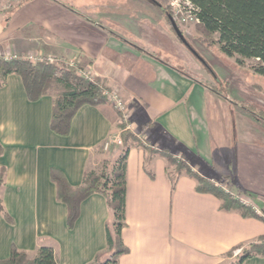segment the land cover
I'll list each match as a JSON object with an SVG mask.
<instances>
[{"label": "crops", "instance_id": "obj_1", "mask_svg": "<svg viewBox=\"0 0 264 264\" xmlns=\"http://www.w3.org/2000/svg\"><path fill=\"white\" fill-rule=\"evenodd\" d=\"M67 2L23 0L0 9V55L45 49L88 63L124 98L133 126L148 140L182 152L194 170L248 196L264 213V121L168 59L164 48L172 53L173 42L162 43L167 34L154 23L147 30L144 9H131L138 20L131 13L118 19L109 5L82 10ZM52 108L53 95L30 99L18 73L0 86V197L10 215L0 212V259L13 245L33 254L46 244L58 264H88L107 247V199L100 192L85 197L70 227L51 169L78 186L103 158L115 160L122 147L119 113L110 103H86L61 135L52 130ZM171 171L165 156L131 144L122 231L129 251L117 264H229L228 250L264 235V219L222 209L216 195L198 191L184 172L173 188ZM243 264H264V255Z\"/></svg>", "mask_w": 264, "mask_h": 264}, {"label": "trees", "instance_id": "obj_2", "mask_svg": "<svg viewBox=\"0 0 264 264\" xmlns=\"http://www.w3.org/2000/svg\"><path fill=\"white\" fill-rule=\"evenodd\" d=\"M196 7L198 26L210 43H217L221 51L235 57L236 62L244 65L247 59H254L251 68L254 73L264 76V0H190ZM172 16V14H169ZM170 18V17H169ZM10 73L21 75L28 97L38 99L43 94L53 95L51 127L61 135L70 132L73 116L82 105L107 102L105 92L109 89L101 78L85 77L70 66H60L41 59L33 62L29 59L0 55V86L6 82ZM255 113L254 110H250ZM121 128L122 147L115 160L102 159V165L86 171L78 186L71 185L62 171L51 169L52 179L57 186V197L68 206V225L73 226L80 211L81 201L93 192L102 193L111 211V219L106 224L107 247L88 264H117L119 257L129 251L123 240L122 231L126 226L127 158L131 142L142 144L137 136ZM147 152H154L142 144ZM4 147L0 142V154ZM168 162L175 157L167 148L160 151ZM179 173L193 177L196 188L201 192H210L221 200V208L235 210L243 216H256L264 219L252 204L244 202L239 196L226 190L216 179L194 170L188 162L177 163ZM170 175L172 187H175L178 175ZM5 183V167H0V186ZM0 212L7 218L10 215L0 197ZM241 247V252L232 257L233 251ZM254 255H264V235L256 239L239 243L226 252L231 256L229 264H243ZM0 264H58L56 252L50 245L42 244L33 254L13 245L7 258Z\"/></svg>", "mask_w": 264, "mask_h": 264}, {"label": "rangeland", "instance_id": "obj_3", "mask_svg": "<svg viewBox=\"0 0 264 264\" xmlns=\"http://www.w3.org/2000/svg\"><path fill=\"white\" fill-rule=\"evenodd\" d=\"M21 1L23 0H17L16 3H14L10 8H4V0H1L0 9L10 10ZM63 1H68V4L71 3L72 6L82 10L91 9L96 5L107 8L106 5H109V7H112L116 12L115 14L118 19H122L124 16H129L131 9L139 8L140 11L141 9H144L145 12H141L146 14L144 21L146 22L147 30H149L151 28L150 25L154 23L156 28L167 34L164 35L165 38L163 39L162 43H167L169 40L173 42L172 47L174 50L172 53L164 48L168 59L178 64L180 68L200 77L208 85L223 93L229 100L234 101L233 103H238V105L242 106L243 110L253 118L264 121V76L253 72L251 65L254 62V59H247L246 63L241 65L236 62L235 57L229 56L221 51L217 43H210V41L206 39L207 37L204 35L203 31L198 26V21L190 19V7L185 3L181 2V8L183 9V12L176 14L175 9H177L178 6L172 4L176 0H156L162 4V8H160L158 5H155L153 0H92L93 2L91 0ZM169 14L173 15L174 20L182 31L185 37L184 41L174 30L172 21L169 18ZM136 15L133 17L131 13L130 18L138 20ZM30 55L34 56L33 58H35L33 62L44 59L56 65L70 66L82 76L91 78L95 77L88 63H83V61L78 60L77 58L57 56L45 51V49L32 51L25 56H16L29 59L28 57ZM12 56L13 54H8L5 57ZM50 58L52 60H50ZM103 82L106 86H108L105 81ZM111 90L113 89L109 88L106 90V92ZM106 92L105 95L107 102L105 103L112 104L116 109L114 103L110 100ZM250 110H254L255 113H252ZM118 113L120 122H123V124L126 126V121H122L120 112L118 111ZM131 122L132 121L130 120V123ZM148 125L151 124L148 123ZM128 130L133 132L140 142H142V144L144 143L149 146L150 149L155 150L154 152L149 151V154L162 155V153H160L162 148H167L172 152L173 156L175 157V162H168V168L170 171L172 170V175H177L179 172L177 163L180 161H186L189 163L182 152L174 153L169 147H160L155 145L151 140H148V136L146 134L144 135V133L137 130L135 126L128 128ZM106 155H109L108 151L106 152ZM102 163L103 162L101 160L93 169L101 167ZM222 183L223 181H221V184ZM239 197L242 198L244 202L252 204L248 196L240 194ZM236 256L237 255L234 254L232 255V257ZM227 258L229 262L232 260L231 256H227Z\"/></svg>", "mask_w": 264, "mask_h": 264}, {"label": "built area", "instance_id": "obj_4", "mask_svg": "<svg viewBox=\"0 0 264 264\" xmlns=\"http://www.w3.org/2000/svg\"><path fill=\"white\" fill-rule=\"evenodd\" d=\"M1 1V0H0ZM17 1V0H16ZM15 0H4V8H10L14 3H16ZM181 2L185 3L187 6L190 7L189 9V13H190V19H194L196 21H199L197 15L195 14V10L196 7L193 5V3L190 0H176L175 2H173V5H177L178 8L175 9V13H182L183 9L181 8ZM185 7V6H184ZM185 19V18H184ZM16 56V55H15ZM34 56L30 55L28 58L31 61H34L35 58H33ZM50 60H52L50 58ZM106 94H108V97L110 98V100L114 103L116 109L120 112V116L122 118V121H126V126L125 129L131 128L133 126L132 122L130 123V113L128 111L126 102L124 101V99L122 98V96L119 94V92L117 90H111V91H107ZM113 139H108L105 143H104V149L108 150L111 146ZM242 248H236L233 251L234 255H238L241 252Z\"/></svg>", "mask_w": 264, "mask_h": 264}, {"label": "water", "instance_id": "obj_5", "mask_svg": "<svg viewBox=\"0 0 264 264\" xmlns=\"http://www.w3.org/2000/svg\"><path fill=\"white\" fill-rule=\"evenodd\" d=\"M169 17H170V19L172 21V25H173V27H174L177 35L184 41L185 40V37H184L182 31L180 30V28L178 27L176 21L174 20V18L172 16H169Z\"/></svg>", "mask_w": 264, "mask_h": 264}]
</instances>
